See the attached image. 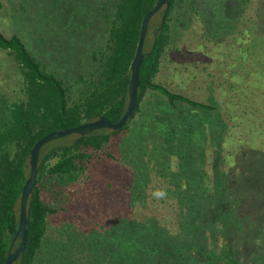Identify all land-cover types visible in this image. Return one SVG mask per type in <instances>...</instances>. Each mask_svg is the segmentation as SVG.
<instances>
[{
    "label": "rangeland",
    "instance_id": "1",
    "mask_svg": "<svg viewBox=\"0 0 264 264\" xmlns=\"http://www.w3.org/2000/svg\"><path fill=\"white\" fill-rule=\"evenodd\" d=\"M97 2L0 0V30L8 37L18 34L77 95L82 85L79 76L88 67L91 51L106 38ZM221 2L199 0L194 4L199 14L193 4L181 6V19L172 21L176 49L163 56L155 78L175 92L215 105L216 111L181 102L171 106L157 92L147 95L140 112L129 120L128 130L113 134L109 146L88 163L80 181L68 187L64 196L56 191L46 195L57 210L50 217L49 233L35 264H125L129 256L127 264H143L144 260L146 264H154V260L159 264H200V247L217 244L211 243L219 235L216 229L194 232L190 227L193 218L184 217L181 205L193 208L200 204L198 189L204 172L214 177L218 170L222 176L234 171L222 153L224 150L227 157L242 143L228 137L241 135V128L251 135L247 127L253 135L264 132L251 129L264 130V101L254 119L244 120L223 108L224 89L231 83L232 72L227 52L243 41L237 43L233 29L221 27L225 25L220 21L222 13L213 12L214 7L222 11ZM250 13L253 18L255 12ZM156 15L155 24L161 19L160 12ZM223 41L228 42L225 48ZM17 76L13 58L0 50V90L8 88L16 96ZM79 135L55 139L46 144L44 152L72 144ZM257 138L255 143L264 146V137ZM232 160L230 157L229 162ZM196 219L206 222L209 217L198 215ZM233 222L241 227L246 248L239 245L240 240H232L237 247L228 241L227 247L223 242L221 247L226 253L234 252L235 264H264V223L248 217L243 219L244 226L236 218ZM133 242L147 247L145 257L134 252ZM189 245L192 250L187 249ZM153 248L160 251L154 254Z\"/></svg>",
    "mask_w": 264,
    "mask_h": 264
},
{
    "label": "trees",
    "instance_id": "2",
    "mask_svg": "<svg viewBox=\"0 0 264 264\" xmlns=\"http://www.w3.org/2000/svg\"><path fill=\"white\" fill-rule=\"evenodd\" d=\"M157 1L98 0L97 12L105 24L106 38L102 46L91 51L88 67L79 76L82 85L77 95H73L66 82L27 48L18 34L8 37L0 30V50L16 63V82L19 85L14 97L8 93V88L0 90V264L5 263L19 228L20 201L30 174L33 146L49 132L78 126L103 116L116 122L123 116L129 99L131 63L136 54L142 23ZM198 1L171 0L168 7L160 10V21L154 23V20L158 21L157 15L150 21L144 46L145 58L140 70L138 102L132 118L140 112L141 103L151 92H157L171 106L181 102L194 108L216 111L215 105L194 100L155 80L161 70L163 56L167 51L176 49V45H172L176 40L172 21L181 19L178 13L185 3L193 4L192 8L199 14L194 6ZM220 4L222 11L214 7L213 12L215 15L222 13L220 21L225 25L221 27L233 29V38L237 43L241 39L243 41L239 47L233 48L234 45H231L227 52L228 67L232 72L231 83L224 89L223 108L225 111L230 109V114L232 112L244 120L254 119L264 101V0H222ZM250 10L255 12L253 18ZM222 43L223 48L227 47L228 42ZM247 129L251 135H246L241 128V135L228 137L232 142L242 143V147L228 152L227 157L224 150L222 153L224 161L233 166L234 171L230 170L229 175L222 176V171L218 170L214 177L208 171L204 172L198 189L200 204L193 208L191 205V208L185 206L187 209L181 205L184 217L193 218L190 227L194 228V232L198 230L205 234L204 230L212 227L219 233L211 241L216 245L200 247L203 250L200 264L237 263L236 257L232 256L234 252L226 253L220 245L223 242L227 247L228 241L237 247L232 240H240L239 245L246 248L241 227L233 222L235 218L242 226L245 217L252 221L256 218L260 225L264 223V146L255 143L257 137H264V132L253 135ZM251 129L264 131L258 126ZM126 130L128 123L120 130L100 129L79 135L72 144L47 152L44 149L48 145L42 148L37 185L28 202L26 248L14 264H35L42 250L49 233L50 217L57 210L47 202L46 195L56 191L64 196L68 187L86 174L88 163L109 146L113 134ZM230 157L233 159L231 162ZM249 164L253 166L248 167ZM222 177L226 178L221 180ZM242 185L243 189H239ZM186 186L187 183L183 184V187ZM198 215L207 216L209 220L196 219ZM211 217L216 218L210 221ZM204 238L207 239V235ZM133 245L134 252H141L145 257L147 247L136 242ZM254 246L258 247L255 243ZM187 249L192 250V246L189 245ZM159 251L152 249L154 254ZM128 259L131 261V256L124 259L125 264ZM142 263L146 264V260ZM154 264H159V261L154 260Z\"/></svg>",
    "mask_w": 264,
    "mask_h": 264
},
{
    "label": "water",
    "instance_id": "3",
    "mask_svg": "<svg viewBox=\"0 0 264 264\" xmlns=\"http://www.w3.org/2000/svg\"><path fill=\"white\" fill-rule=\"evenodd\" d=\"M170 1L171 0H158L156 5L151 10H149L144 17L136 54L131 63V79H130V86L128 91L129 99H128L127 109L123 114V116L116 122H113L108 117L103 116L91 122L82 123L81 125L78 126H74L64 130H55L49 132L47 135L42 137L33 146L30 155V174L23 187L21 201H20L19 228L14 236L13 242L11 244L10 250L8 252L4 264H14L15 262H17V260L24 253L26 248L27 236H28V228H27L28 202L30 196L34 192L37 185L38 166H39L40 152L42 148L46 144L50 143L55 139L69 136L75 133L80 135H87L91 132L100 129L120 130L132 118L138 102V94L140 87V70L145 58L144 46L149 29V24L152 18L157 13H159L164 6L168 7L170 5ZM18 239H19L18 245L16 248H14L15 242Z\"/></svg>",
    "mask_w": 264,
    "mask_h": 264
}]
</instances>
